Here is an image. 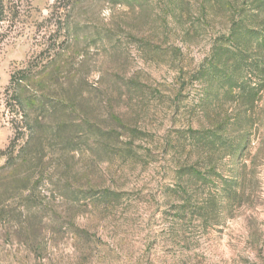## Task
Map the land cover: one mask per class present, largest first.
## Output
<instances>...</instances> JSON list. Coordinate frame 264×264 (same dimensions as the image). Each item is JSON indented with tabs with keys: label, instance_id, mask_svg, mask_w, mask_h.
<instances>
[{
	"label": "rangeland",
	"instance_id": "rangeland-1",
	"mask_svg": "<svg viewBox=\"0 0 264 264\" xmlns=\"http://www.w3.org/2000/svg\"><path fill=\"white\" fill-rule=\"evenodd\" d=\"M2 2L0 264H264V0Z\"/></svg>",
	"mask_w": 264,
	"mask_h": 264
},
{
	"label": "trees",
	"instance_id": "trees-1",
	"mask_svg": "<svg viewBox=\"0 0 264 264\" xmlns=\"http://www.w3.org/2000/svg\"><path fill=\"white\" fill-rule=\"evenodd\" d=\"M4 20V9H3V2L0 0V23ZM60 68L58 67L56 74H59ZM55 72V70H54ZM50 75V72H46L44 76ZM41 77V76H40ZM11 85L15 88L14 96L17 98L18 101H21V99L24 98V101L29 105H36L37 102L40 101V98H44V96L49 95L51 86L48 83L43 82V79L37 80L35 79V75L32 74L31 69H21L18 71H15L11 75L10 79ZM60 88L63 90L64 93H66V89L63 87V85H60ZM22 91L25 94V97L21 96ZM28 92V93H26ZM63 96H56L57 100L56 103L60 107L66 109L67 105V99ZM42 98V100H43ZM45 102V101H44ZM45 103L42 102V106H44ZM46 109V107H43ZM36 133V129L34 127H31ZM33 133V134H34Z\"/></svg>",
	"mask_w": 264,
	"mask_h": 264
}]
</instances>
